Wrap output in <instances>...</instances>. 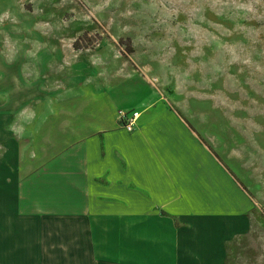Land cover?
<instances>
[{
    "label": "rangeland",
    "instance_id": "1",
    "mask_svg": "<svg viewBox=\"0 0 264 264\" xmlns=\"http://www.w3.org/2000/svg\"><path fill=\"white\" fill-rule=\"evenodd\" d=\"M123 91L188 115L254 203L227 264H264V0H0V182Z\"/></svg>",
    "mask_w": 264,
    "mask_h": 264
},
{
    "label": "crops",
    "instance_id": "2",
    "mask_svg": "<svg viewBox=\"0 0 264 264\" xmlns=\"http://www.w3.org/2000/svg\"><path fill=\"white\" fill-rule=\"evenodd\" d=\"M101 97L111 113L71 142L32 140L0 182V264H227L248 190L163 93Z\"/></svg>",
    "mask_w": 264,
    "mask_h": 264
},
{
    "label": "built area",
    "instance_id": "3",
    "mask_svg": "<svg viewBox=\"0 0 264 264\" xmlns=\"http://www.w3.org/2000/svg\"><path fill=\"white\" fill-rule=\"evenodd\" d=\"M139 117V113L137 111H133L131 113H121L122 125L128 131H132L136 125V121Z\"/></svg>",
    "mask_w": 264,
    "mask_h": 264
},
{
    "label": "trees",
    "instance_id": "4",
    "mask_svg": "<svg viewBox=\"0 0 264 264\" xmlns=\"http://www.w3.org/2000/svg\"><path fill=\"white\" fill-rule=\"evenodd\" d=\"M190 125V124H189ZM191 126V125H190ZM201 139V138H200ZM202 140V139H201ZM203 141V140H202ZM204 142V141H203Z\"/></svg>",
    "mask_w": 264,
    "mask_h": 264
}]
</instances>
